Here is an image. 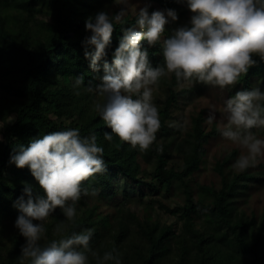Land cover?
I'll use <instances>...</instances> for the list:
<instances>
[{
    "label": "trees",
    "instance_id": "16d2710c",
    "mask_svg": "<svg viewBox=\"0 0 264 264\" xmlns=\"http://www.w3.org/2000/svg\"><path fill=\"white\" fill-rule=\"evenodd\" d=\"M111 0H0V264H21V247L25 238L14 227L18 215L13 202L22 194L25 184L41 191L25 167L18 169L9 163L10 154L27 147L34 139L51 131L79 128L82 136L95 132L97 143L104 148L107 172L95 174L82 181V187L95 190L98 198L113 199L118 190L123 196L134 193L143 185L149 196L168 192L174 183L181 187L182 206L158 207L181 221L178 233L172 224L158 220L140 219L129 209L100 212L99 202L93 205L77 202V216L67 220L57 208L45 223L42 243L58 239L54 233L57 222L64 220L66 232L94 229L91 248L100 257L115 248L122 264H264V209L261 216H247L236 203L246 194L249 182H260V176L248 170L230 173L225 165L233 155L216 164L220 187L202 185L195 189L192 177L206 156V145L220 130L213 123L207 130L203 112L191 119L189 131L177 141L180 126L167 124L171 106L178 97L192 90L177 92L170 87L164 108L159 111L160 128L148 151L154 158L152 170L146 176L138 162L139 150L119 141L104 139L110 131L94 111L100 98L73 89V77L84 76V84L95 85L103 75L94 73L84 56L82 41L91 35L84 20L102 10ZM161 8H171L173 0H149ZM135 23H117L107 49L106 60L111 64L112 52L118 46L123 31ZM170 34L165 28V38ZM148 47L146 41L141 42ZM91 51V49H89ZM153 67L163 64L160 45L148 47ZM256 65L236 84L251 88V80L264 78V61ZM101 65L103 61L99 62ZM175 85L177 81L172 78ZM12 120L9 121V119ZM162 135V142L158 139ZM174 148L181 158L178 168L168 166V150ZM147 178V179H145ZM197 196V200H195ZM85 205V206H80ZM89 264L96 257L89 252ZM23 264H28L25 260ZM111 264V262H108Z\"/></svg>",
    "mask_w": 264,
    "mask_h": 264
},
{
    "label": "clouds",
    "instance_id": "9594fccd",
    "mask_svg": "<svg viewBox=\"0 0 264 264\" xmlns=\"http://www.w3.org/2000/svg\"><path fill=\"white\" fill-rule=\"evenodd\" d=\"M180 2L192 13L189 23L166 38L165 26L177 21V11L165 8L149 13V5L136 8L135 23L123 31L111 64L105 59L107 49L115 25L126 23L130 0H118L120 8L114 14L100 10L85 18V31L91 35L82 41L84 56L91 70L98 73L102 67L103 75L98 84L87 86L84 76L73 77L72 87L77 94L82 88L100 98L93 108L110 129L104 133L106 141L115 136L139 151L150 148L161 124L153 96L161 78L174 76L181 87L200 83L231 91L256 65L254 57L264 61V0ZM142 41L148 47L160 45L162 65L152 66ZM259 84L226 99L219 117L216 112L205 117L207 124L216 122L221 135L243 150L233 164L241 172L264 157V139L252 131L264 127V90ZM103 153L95 132L82 136L79 128L71 127L48 132L10 154L9 163L18 169L26 167L41 190L25 184L13 202L18 211L14 227L25 238L21 264L25 260L28 264H89V252L96 264H122L115 248L102 257L92 250L94 229L64 235V220L54 228L58 239L41 242L45 223L57 208L67 220L75 219L77 202L89 194L82 181L107 172Z\"/></svg>",
    "mask_w": 264,
    "mask_h": 264
},
{
    "label": "rangeland",
    "instance_id": "374dc122",
    "mask_svg": "<svg viewBox=\"0 0 264 264\" xmlns=\"http://www.w3.org/2000/svg\"><path fill=\"white\" fill-rule=\"evenodd\" d=\"M149 5V13L154 10H163L159 5L149 0H130L129 10L127 17L131 18L135 16L136 8ZM138 6V7H137ZM120 5L118 0H111L106 3L102 10L108 11L112 14L119 11ZM172 9H175L178 13L177 21L165 26L170 33L173 29L187 25L189 23L192 13L188 10L187 6L180 2V0H173L171 5ZM172 77L161 78L158 86L153 92L154 103L158 105L159 111L165 106V100L169 95L170 87L177 92L182 89L192 90L185 97H178L174 106H171V118H169L167 124L172 126H180V133H175V137L178 136L177 141L185 137L186 133L190 129L191 119L197 116L200 112H203V116L206 117L210 112H216L217 116H220V110L230 96L234 95L235 87L231 91H221L212 86L197 83L194 86L184 85L181 87L178 83L173 85ZM257 82H260L259 86L264 90V78H254L251 80V87L256 86ZM12 118L9 119V121ZM216 127L220 130L218 136L212 137L206 145V156L201 164L200 170L195 173L191 179L195 189L202 185L211 186L215 189L220 187V176L215 170L216 164L223 162V160L233 155L230 161L225 165V170L230 173H239L237 169L233 167L234 161L242 153V149L239 145L228 141L221 135V129L217 123L214 122ZM207 130L210 126L206 122L204 123ZM3 126V121H0V129ZM255 134L264 139V127L254 128L252 130ZM0 140L2 135L0 133ZM162 142V135L158 139V144ZM169 160L168 166L175 168L180 167L181 158L178 156L174 148L168 150ZM154 158L151 153L146 151H139L138 162L144 173V176L148 175L152 170ZM248 170L251 174L260 176V182H249V188L246 194H243L236 203L237 208L240 211H244L247 216H255L259 219L264 209V157H259L257 162L254 163ZM147 179V178H145ZM197 190V189H196ZM162 203L163 205L171 208L175 206H182L184 203V197L181 191V187L174 183L172 188L168 192H162L160 195L151 197L148 194L147 189L141 185L134 193H129L127 197L123 196L122 190L119 189L116 196L109 200L106 198H98L97 192L92 195L89 192L88 195H83L80 199L82 204L93 205L99 204L100 212L118 211L119 208L129 209L135 213L140 219L147 218L149 220H158L161 224L174 226L176 233L179 232L181 227V221L174 216L167 214L163 209L158 207L155 201ZM197 200V196L195 198ZM98 201V202H97ZM85 206V205H80Z\"/></svg>",
    "mask_w": 264,
    "mask_h": 264
}]
</instances>
